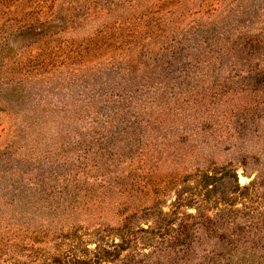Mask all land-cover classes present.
Wrapping results in <instances>:
<instances>
[{
	"label": "rangeland",
	"instance_id": "rangeland-1",
	"mask_svg": "<svg viewBox=\"0 0 264 264\" xmlns=\"http://www.w3.org/2000/svg\"><path fill=\"white\" fill-rule=\"evenodd\" d=\"M123 222L113 264H264V0H0V264Z\"/></svg>",
	"mask_w": 264,
	"mask_h": 264
},
{
	"label": "trees",
	"instance_id": "trees-1",
	"mask_svg": "<svg viewBox=\"0 0 264 264\" xmlns=\"http://www.w3.org/2000/svg\"><path fill=\"white\" fill-rule=\"evenodd\" d=\"M132 64V63H131ZM263 75V74H262ZM214 173V172H213ZM203 174V175H198V180L200 187L202 190H205V193H210L213 192L212 189L216 188L217 185H221L222 187H226L222 182L221 179H217V176L214 174ZM233 182L235 184L236 191H239L240 193H243L244 191L251 189L250 186H243L240 187L236 178V175H233ZM196 200H200V204L205 203L206 196L203 195H195L194 193H190L187 196L183 197H178L177 201L174 203L176 208H181V207H187L193 205V203L196 202ZM193 217V216H191ZM130 221V220H127ZM208 221H211L212 223H215V221L210 218H207V223L209 224ZM126 222V221H125ZM123 222L122 226L120 225L118 228H116V233L119 236V242L118 243H112L110 246H99L97 245V254L94 256L96 262H104L105 264H113L116 262V260L124 253L126 250L132 249L134 247L135 243H138V241L141 240L140 235L141 233H148L149 231L143 230V229H138V230H132L131 226H127ZM207 225V224H206ZM223 229V233H230V227L224 225V227H221ZM226 233V235H228ZM135 254V253H134ZM120 255V256H119ZM119 256V257H117Z\"/></svg>",
	"mask_w": 264,
	"mask_h": 264
}]
</instances>
